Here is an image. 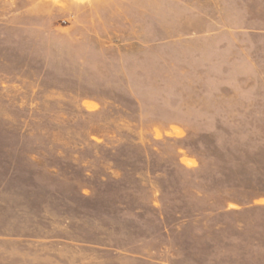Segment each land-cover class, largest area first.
<instances>
[{
  "label": "rangeland",
  "instance_id": "obj_1",
  "mask_svg": "<svg viewBox=\"0 0 264 264\" xmlns=\"http://www.w3.org/2000/svg\"><path fill=\"white\" fill-rule=\"evenodd\" d=\"M0 264H264V0H0Z\"/></svg>",
  "mask_w": 264,
  "mask_h": 264
}]
</instances>
